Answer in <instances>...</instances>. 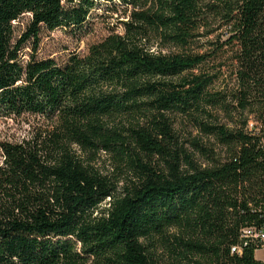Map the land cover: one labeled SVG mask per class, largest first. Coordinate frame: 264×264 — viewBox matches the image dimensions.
Masks as SVG:
<instances>
[{
  "label": "trees",
  "instance_id": "obj_1",
  "mask_svg": "<svg viewBox=\"0 0 264 264\" xmlns=\"http://www.w3.org/2000/svg\"><path fill=\"white\" fill-rule=\"evenodd\" d=\"M100 6L120 30L36 56L42 25L81 29ZM22 115L40 121L0 141V264H164L161 246L264 264L231 252L264 197V0H0V117ZM185 124L225 155L185 145Z\"/></svg>",
  "mask_w": 264,
  "mask_h": 264
},
{
  "label": "rangeland",
  "instance_id": "obj_2",
  "mask_svg": "<svg viewBox=\"0 0 264 264\" xmlns=\"http://www.w3.org/2000/svg\"><path fill=\"white\" fill-rule=\"evenodd\" d=\"M100 7L102 9L98 8L92 11L90 18L81 29L69 31L64 28H54L50 30L42 25L39 31L40 42L36 56L38 58H60L66 56L70 52L85 54L91 44L101 40L114 29L120 30V27L117 26L116 19L103 10L105 6ZM29 17L28 14H24L14 22L17 32H21L25 28ZM28 52L29 47H25L24 53ZM39 121V117L35 115H22L20 117L12 118L0 117V141H17L28 136L33 127L36 126ZM198 134L200 133H198L197 130L192 129L187 124L183 125L181 128V138L185 141V145H188V142H186L188 139ZM200 135L204 140L213 144L214 151L217 153L218 157L221 158L225 155L224 149L216 144L211 137L203 134ZM195 157L202 163H205L206 161V158L198 154H196ZM97 164L103 170L108 169L109 156L105 153H101ZM158 253L161 255L164 264L176 263L175 258L165 246H161L158 249ZM255 255L258 260L264 262V252L258 251Z\"/></svg>",
  "mask_w": 264,
  "mask_h": 264
},
{
  "label": "built area",
  "instance_id": "obj_3",
  "mask_svg": "<svg viewBox=\"0 0 264 264\" xmlns=\"http://www.w3.org/2000/svg\"><path fill=\"white\" fill-rule=\"evenodd\" d=\"M252 123L249 126L252 127ZM258 222H252L242 226L239 230V242L231 246V252L241 253L243 248L250 247L255 255L256 252H264V197L257 208Z\"/></svg>",
  "mask_w": 264,
  "mask_h": 264
},
{
  "label": "crops",
  "instance_id": "obj_4",
  "mask_svg": "<svg viewBox=\"0 0 264 264\" xmlns=\"http://www.w3.org/2000/svg\"><path fill=\"white\" fill-rule=\"evenodd\" d=\"M254 257H255V259H257V258H256V255H254ZM257 260H258V259H257Z\"/></svg>",
  "mask_w": 264,
  "mask_h": 264
}]
</instances>
